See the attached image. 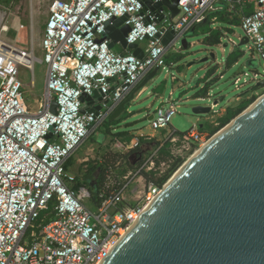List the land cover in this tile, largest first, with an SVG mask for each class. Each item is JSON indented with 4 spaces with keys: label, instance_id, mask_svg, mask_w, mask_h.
I'll return each instance as SVG.
<instances>
[{
    "label": "built area",
    "instance_id": "built-area-1",
    "mask_svg": "<svg viewBox=\"0 0 264 264\" xmlns=\"http://www.w3.org/2000/svg\"><path fill=\"white\" fill-rule=\"evenodd\" d=\"M219 1L240 12L250 49L264 61V0H180L176 16L162 8L161 0L147 6L142 0H56L39 44L42 58L34 45L24 50L2 39L10 27L0 5V264L108 260L166 186L154 175L165 142H178L177 132L169 130L177 105L169 100L168 109H156L151 131L133 135L131 147L129 141L117 142L120 151L100 161L96 187L72 174L68 163L144 78L165 68L168 51L223 8ZM248 3L254 4L251 12H246ZM109 25L114 32L130 27L128 46L147 42L143 56L116 52ZM36 62L47 66L46 84L42 97L31 103L20 67L32 71L34 86ZM253 80L258 85L264 77L254 73ZM95 92L101 107L85 109L82 97L93 98ZM55 101L57 113L51 110ZM165 129L167 137H158ZM186 138L202 143L200 127L194 125ZM143 141L149 150L133 166L129 153Z\"/></svg>",
    "mask_w": 264,
    "mask_h": 264
},
{
    "label": "water",
    "instance_id": "water-1",
    "mask_svg": "<svg viewBox=\"0 0 264 264\" xmlns=\"http://www.w3.org/2000/svg\"><path fill=\"white\" fill-rule=\"evenodd\" d=\"M151 1L142 0L146 6ZM179 1L161 0L160 5L176 16ZM115 21L120 24L122 19ZM111 30L109 25L108 34ZM129 32V26L121 29L122 42L135 49L137 44L127 45ZM181 43L189 48L186 38ZM248 43L244 36L240 45ZM262 85L264 80L257 86ZM93 97L100 95L95 92ZM87 99L82 97L83 102ZM131 99L121 103L111 119L121 116ZM258 100L219 130L167 191L165 186L103 264H264V101ZM212 108L196 105L193 113L206 115ZM51 110L57 113L56 101ZM143 152L130 156L132 165L141 161Z\"/></svg>",
    "mask_w": 264,
    "mask_h": 264
},
{
    "label": "rangeland",
    "instance_id": "rangeland-1",
    "mask_svg": "<svg viewBox=\"0 0 264 264\" xmlns=\"http://www.w3.org/2000/svg\"><path fill=\"white\" fill-rule=\"evenodd\" d=\"M55 1L0 0V5L8 13L10 27L8 32L2 34V39L24 50H30L34 45L35 55L42 58L43 50L39 44L44 34L50 7ZM222 4L223 1L217 3V5ZM245 7L248 12L249 9H253L254 4L248 3ZM229 12H233L231 19L240 18L237 9L229 6ZM213 21L212 28L224 32L222 43L213 46L204 44L206 25L198 26L195 34L186 36L190 43L189 48L182 47L181 41L178 42L174 49L168 51L165 68H160L152 80L134 92L133 99L126 104V110L120 116L121 122L114 124V129L110 130L108 124L103 125L96 133L91 134L74 154L69 163L70 171L83 176L91 167L99 166L98 163L113 151L114 146V150L119 151L117 142L126 141L125 136H117L119 133L150 132V114L162 105L168 109L171 103L169 100H173L177 105V113L171 118L169 130L177 132L178 142H165L154 175L155 182H162L169 176L168 182L178 169L200 150L202 144L218 132L219 115L224 109L227 112L230 107L251 101L247 106L249 107L264 95V87H258L257 82L253 80L254 73L264 77V61L259 54L250 49L251 44L240 45L241 39L245 36L242 26ZM140 46L147 49L148 45L147 42H142ZM46 71L45 63H35L36 82L33 86L32 71L20 67V79L25 84L23 91L28 102L32 103L42 97L45 91ZM237 78L241 79L238 84L235 83ZM238 96H241L240 100H237ZM217 101L218 104L211 113L206 115L193 113L196 105L212 106ZM201 124H204V128H200L202 143L193 138H186V134L194 125L200 127ZM167 133L168 129L160 130L158 137L165 139ZM153 146L155 147L156 144ZM175 163L179 165L173 170ZM133 201L136 199L134 198Z\"/></svg>",
    "mask_w": 264,
    "mask_h": 264
},
{
    "label": "trees",
    "instance_id": "trees-1",
    "mask_svg": "<svg viewBox=\"0 0 264 264\" xmlns=\"http://www.w3.org/2000/svg\"><path fill=\"white\" fill-rule=\"evenodd\" d=\"M223 4H224V7L222 9L211 12L208 15V17L205 19V21H203L200 24H197L193 28V30L191 31L190 34H195L197 32L198 26L206 25L207 26L206 30H205L206 38L203 41L204 44L212 45V46L217 45V44H221L224 32L222 30H216V29L214 30L212 28V24H214L213 20H218V22H222V23L229 24V25L230 24L241 25V19L238 17H234L233 19H231L230 16L233 15V12H229V5L228 4H226V3H223ZM226 29L228 31H232L230 28H226ZM250 103H251V101H245L243 103H240L237 107L228 108L225 115L219 119L220 127L217 129V131L221 130L228 123H230L235 117H237L239 114H241L246 108H248L247 106ZM120 122H121V120L109 121L108 125L116 124V123L118 124ZM180 134H184V133H180ZM117 135L121 136L122 133H119ZM68 165H69V163H68ZM178 165H179V163H175L173 170H175ZM100 171H101V167H99V166L91 167L90 169L87 170L86 174L84 175L85 181L87 183L90 182L92 179H94L96 176L99 175ZM100 176H101V174H100ZM168 177H166L164 179V181L161 180L162 182H158V183L161 185V184L167 182Z\"/></svg>",
    "mask_w": 264,
    "mask_h": 264
},
{
    "label": "crops",
    "instance_id": "crops-1",
    "mask_svg": "<svg viewBox=\"0 0 264 264\" xmlns=\"http://www.w3.org/2000/svg\"><path fill=\"white\" fill-rule=\"evenodd\" d=\"M220 6V5H219ZM222 7H224V4H222L221 5ZM250 8V7H249ZM253 10V9H252ZM252 10H248V12H251ZM119 24H116V26H118ZM191 33V32H190ZM189 33V34H190ZM112 39H113V43L111 44L112 45V48L116 51V52H118V53H136V55L137 56H139V57H142L143 56V54H144V52L146 51V49H143L141 46H140V44L138 45V47L137 48H135V49H131V48H129V47H127L126 45H124V43L122 42V33L121 32H114L113 31V27H112V30H111V32L108 34ZM186 38V37H185ZM169 39H166V41H168ZM183 40V39H182ZM181 40V41H182ZM168 55V54H167ZM166 55V56H167ZM166 56H165V58H166ZM145 80V78L135 87V89L133 90V92L124 100V101H126L127 99H131V97L133 96V94H134V92L137 90V89H140V88H142L141 87V84L143 83V81ZM144 87V86H143ZM172 93H174V92H172ZM94 98V97H93ZM93 98H88L87 99V101L85 102V109H87V110H99V107H101V102H102V98L101 97H98V98H94V99H96V100H94ZM133 99V98H132ZM241 99V97H239V98H237V100H240ZM123 101V102H124ZM123 102H121V103H123ZM240 102V101H239ZM121 103L119 104V105H117L112 111H111V113L109 114V116H108V118L106 119V121L104 122V124L103 125H105L106 123L108 124V122L109 121H116V120H121V118H120V116L119 117H116V118H114V119H111V116L113 115V113L116 111V109L121 105ZM96 108V109H95ZM225 112H226V109H224L223 111H222V113L219 115V117L221 118L224 114H225ZM150 117H153V114H150V116H149V118ZM102 125V126H103ZM101 126V127H102ZM114 124H110V125H108V129L110 130V129H114ZM100 127V128H101ZM200 128L202 129V128H204V124H201L200 125ZM133 134H136L135 132H122V135L123 136H125L124 138L126 139V141H129L128 142V145L130 146L131 145V138H132V136H133ZM121 135V136H122ZM117 136H120V135H117ZM153 143L154 142H152V144H151V146L153 145ZM118 146V145H117ZM114 148H115V146L113 147V151H111V152H109V154H107V155H105L106 157L107 156H109V155H111V154H114V152H118V150H114ZM149 150V145H146V143H144V145L141 147V148H138V152H143V154L144 153H146V151H148ZM120 151V150H119ZM134 151V150H133ZM133 151H131L130 153H129V156H128V158H130V156L132 155V152ZM105 157V158H106ZM131 161V160H130ZM69 163H70V161H69ZM99 164V167L101 166L100 165V162L98 163ZM132 164V163H131ZM133 166H135V165H133ZM70 166L68 165V168H69ZM72 174H75V175H78V177L80 178V179H83L84 180V182L86 183V184H91L92 186H93V183L94 182H96L97 183V181H99L100 180V178H101V176H100V174H101V171H100V173H99V175L98 176H96L94 179H92L90 182H86L85 181V178H84V175L83 176H81V175H79L78 173H74L73 171H70ZM97 180V181H96ZM94 187V186H93Z\"/></svg>",
    "mask_w": 264,
    "mask_h": 264
},
{
    "label": "bare ground",
    "instance_id": "bare-ground-1",
    "mask_svg": "<svg viewBox=\"0 0 264 264\" xmlns=\"http://www.w3.org/2000/svg\"><path fill=\"white\" fill-rule=\"evenodd\" d=\"M10 30V28H9ZM8 30V31H9ZM258 101H264V95H262L261 98H259ZM256 106H252L251 110L252 111L253 109H255ZM236 122V121H235ZM233 122V123H235ZM231 125L233 124H230V126L228 127H232ZM221 133V132H220ZM211 140L209 141H206L202 144L200 150H198L193 156H191V158L188 159L187 162H185L179 169L178 171L174 174V176L172 178H170V180L166 183V191L177 181V179L189 168V165L198 157L201 156L202 152L206 149V147L208 146V144L210 143ZM133 145V141L130 145V147ZM157 201V200H156ZM156 203H151L149 204L148 206H146L145 210H144V214H143V217L150 211V209L155 205ZM142 217V218H143ZM135 228V226L128 232L130 233L133 229Z\"/></svg>",
    "mask_w": 264,
    "mask_h": 264
},
{
    "label": "flooded vegetation",
    "instance_id": "flooded-vegetation-1",
    "mask_svg": "<svg viewBox=\"0 0 264 264\" xmlns=\"http://www.w3.org/2000/svg\"><path fill=\"white\" fill-rule=\"evenodd\" d=\"M134 153H136L137 155H138V149H136V150H134L133 152H132V154H134Z\"/></svg>",
    "mask_w": 264,
    "mask_h": 264
}]
</instances>
